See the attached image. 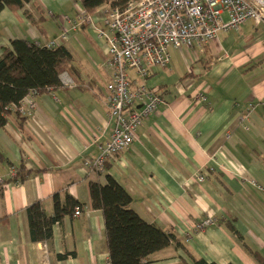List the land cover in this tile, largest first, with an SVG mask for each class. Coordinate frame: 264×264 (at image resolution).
Instances as JSON below:
<instances>
[{
  "label": "crops",
  "instance_id": "obj_1",
  "mask_svg": "<svg viewBox=\"0 0 264 264\" xmlns=\"http://www.w3.org/2000/svg\"><path fill=\"white\" fill-rule=\"evenodd\" d=\"M35 2L38 9L28 2L0 11V55L14 38L57 39L61 15L82 10L78 0ZM59 45L78 70L68 74L74 87L34 94L32 114L21 122L11 116L0 128V264H110L103 216L89 194V182L105 183L107 174L130 193L136 213L174 235L144 264H194L191 256L257 264L225 221L264 252V23L218 31L202 46L170 47L169 64L152 67L144 80L161 98L157 111L102 172L83 162L98 155L113 126L105 42L81 26ZM20 167L29 174L8 180ZM56 192L77 199L82 212L63 216L50 239L33 242L24 209L39 200L52 215ZM207 217L214 223L197 228Z\"/></svg>",
  "mask_w": 264,
  "mask_h": 264
},
{
  "label": "built area",
  "instance_id": "obj_2",
  "mask_svg": "<svg viewBox=\"0 0 264 264\" xmlns=\"http://www.w3.org/2000/svg\"><path fill=\"white\" fill-rule=\"evenodd\" d=\"M101 6L93 14L82 10L74 17L62 14L59 37L42 44L35 42L47 47L59 45L62 38L81 26L105 42L106 64L112 70L105 104L113 126L108 141L98 146V155L83 162L84 167L96 172H102L110 157L129 146L137 138L142 120L157 111L161 98L145 86L144 80L152 67L169 64L170 47L202 46L209 44L218 31L238 29L248 20L264 23V0H105ZM48 15L52 17L53 13L49 11ZM60 83L75 85L67 72L60 74ZM33 95L30 92L13 108L28 117L36 108ZM195 96L206 99L201 92ZM137 102L138 109L134 108ZM9 179L18 181L16 169H11ZM3 182L0 178V184ZM81 212L82 208L75 206L73 216ZM213 223L207 217L196 227Z\"/></svg>",
  "mask_w": 264,
  "mask_h": 264
},
{
  "label": "trees",
  "instance_id": "obj_3",
  "mask_svg": "<svg viewBox=\"0 0 264 264\" xmlns=\"http://www.w3.org/2000/svg\"><path fill=\"white\" fill-rule=\"evenodd\" d=\"M85 14H93L105 0H78ZM31 2L37 9L35 0H0L3 9L18 10ZM67 72L72 78L78 73L72 63L71 53L63 45L51 47L37 45L25 39H11L0 55V128L11 116L21 122L26 117L20 115L13 106L30 92L43 93L61 86L60 74ZM29 171L22 167L17 171V179L22 181ZM105 183L89 182L91 205L99 209L104 221V234L110 264H143L147 257L167 247L174 235L146 222L130 206L132 197L127 189L111 175H105ZM10 180V179H8ZM5 181V180H4ZM53 213L47 215L42 203L37 200L24 209L30 240L46 241L52 236L53 224L65 215H72L80 202L71 195L56 192L52 195ZM229 228L244 244L257 264H264V252L250 246L229 221ZM65 257V254L60 255ZM194 264H216L201 257L191 256ZM231 264V263H228Z\"/></svg>",
  "mask_w": 264,
  "mask_h": 264
},
{
  "label": "rangeland",
  "instance_id": "obj_4",
  "mask_svg": "<svg viewBox=\"0 0 264 264\" xmlns=\"http://www.w3.org/2000/svg\"><path fill=\"white\" fill-rule=\"evenodd\" d=\"M102 8V6H100V7H98V9H97V11L96 12H99V9H101ZM87 45V44H86ZM170 74H173V72L172 73H170ZM144 84H146V83H144Z\"/></svg>",
  "mask_w": 264,
  "mask_h": 264
}]
</instances>
